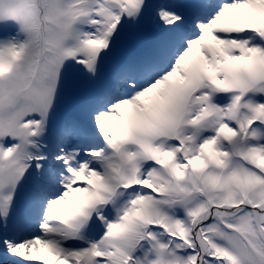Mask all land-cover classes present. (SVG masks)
Listing matches in <instances>:
<instances>
[{"label": "snow or ice", "instance_id": "obj_1", "mask_svg": "<svg viewBox=\"0 0 264 264\" xmlns=\"http://www.w3.org/2000/svg\"><path fill=\"white\" fill-rule=\"evenodd\" d=\"M0 264H264V0H0Z\"/></svg>", "mask_w": 264, "mask_h": 264}]
</instances>
